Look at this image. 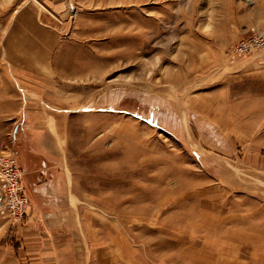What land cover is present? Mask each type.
Listing matches in <instances>:
<instances>
[{"label":"rangeland","instance_id":"374dc122","mask_svg":"<svg viewBox=\"0 0 264 264\" xmlns=\"http://www.w3.org/2000/svg\"><path fill=\"white\" fill-rule=\"evenodd\" d=\"M25 11L56 35L43 52V135L64 177L56 226L95 263L264 264V49L231 54L264 33V0H0V92L42 87L20 89L29 75L8 62ZM16 118L0 125V154L23 177Z\"/></svg>","mask_w":264,"mask_h":264},{"label":"crops","instance_id":"0c3cea01","mask_svg":"<svg viewBox=\"0 0 264 264\" xmlns=\"http://www.w3.org/2000/svg\"><path fill=\"white\" fill-rule=\"evenodd\" d=\"M46 17L43 12L18 13L13 28L15 33L9 32L5 39L9 65L30 76L21 75L22 78L14 80L15 84L22 90L21 84L27 87L35 83L42 87L27 93L10 85L5 92H0L1 98L9 101L0 104L1 127L7 125L6 118L17 117L12 132L18 141L17 160L29 201L26 221L18 230L9 233L7 223L0 219V264H46L48 261L49 264H64L63 261L68 260L70 263L65 264H110L109 257H100L95 263L90 247L83 248L75 243L69 223L56 226L57 202L64 194V177L53 143L43 135L47 132V125L43 124V68L51 67L48 58L43 60V52L53 51V37L56 36L52 28L43 25ZM10 48L18 52L15 58L9 53ZM32 73L36 75L34 78ZM45 215L52 220H45ZM93 256L96 257L95 252Z\"/></svg>","mask_w":264,"mask_h":264},{"label":"built area","instance_id":"2783aa9c","mask_svg":"<svg viewBox=\"0 0 264 264\" xmlns=\"http://www.w3.org/2000/svg\"><path fill=\"white\" fill-rule=\"evenodd\" d=\"M264 33L256 31L241 40L231 51L232 57H245L264 48ZM21 171L15 154H0V216L7 218L12 227H19L25 220L28 201L21 181Z\"/></svg>","mask_w":264,"mask_h":264},{"label":"bare ground","instance_id":"6f19581e","mask_svg":"<svg viewBox=\"0 0 264 264\" xmlns=\"http://www.w3.org/2000/svg\"><path fill=\"white\" fill-rule=\"evenodd\" d=\"M4 92H5V91H4ZM4 92H3V93H4ZM236 129H237V128H236ZM110 167H111V166H110ZM113 167H114V166H113ZM114 168H115V167H114ZM116 168H117V167H116ZM118 168H119V167H118ZM119 169H120V168H119ZM113 170H114V169H113ZM104 173H105V172H104ZM119 173H121V172H119ZM106 174H107V173H106ZM116 175H117V174H116ZM122 197H123V196H122ZM118 201H119V200H118ZM121 201H122V200H121ZM119 202H120V201H119ZM119 202H118V203H119ZM199 214H200V213H199ZM201 218H202V217H201ZM197 222H198V221H197ZM209 237H210V236H209ZM217 244H218V242H217ZM243 260H244V259H243Z\"/></svg>","mask_w":264,"mask_h":264}]
</instances>
